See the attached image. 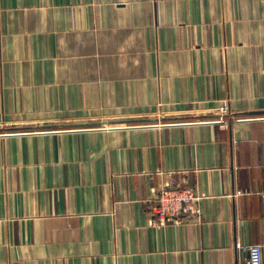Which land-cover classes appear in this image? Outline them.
Listing matches in <instances>:
<instances>
[{"label":"crops","instance_id":"crops-1","mask_svg":"<svg viewBox=\"0 0 264 264\" xmlns=\"http://www.w3.org/2000/svg\"><path fill=\"white\" fill-rule=\"evenodd\" d=\"M170 181L201 217L152 226ZM239 243L264 259V0H0V264H243Z\"/></svg>","mask_w":264,"mask_h":264},{"label":"built area","instance_id":"built-area-1","mask_svg":"<svg viewBox=\"0 0 264 264\" xmlns=\"http://www.w3.org/2000/svg\"><path fill=\"white\" fill-rule=\"evenodd\" d=\"M220 123H227L226 116H231L227 103L217 109ZM232 118V117H231ZM239 191L237 194H242ZM196 187L176 181L165 182L152 188L150 199V224L160 227L167 224H179L191 215L201 217L199 202L202 199ZM239 249L245 253L243 264H264L263 246L258 243H239Z\"/></svg>","mask_w":264,"mask_h":264}]
</instances>
